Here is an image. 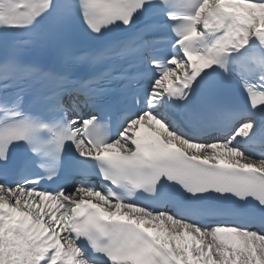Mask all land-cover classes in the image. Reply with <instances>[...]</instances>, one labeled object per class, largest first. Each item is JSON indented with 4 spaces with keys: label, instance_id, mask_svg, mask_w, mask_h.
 Here are the masks:
<instances>
[{
    "label": "snow or ice",
    "instance_id": "1",
    "mask_svg": "<svg viewBox=\"0 0 264 264\" xmlns=\"http://www.w3.org/2000/svg\"><path fill=\"white\" fill-rule=\"evenodd\" d=\"M0 264H264V0H0Z\"/></svg>",
    "mask_w": 264,
    "mask_h": 264
}]
</instances>
